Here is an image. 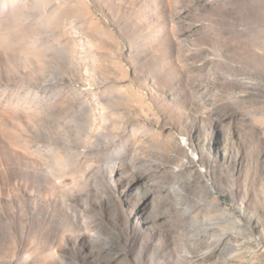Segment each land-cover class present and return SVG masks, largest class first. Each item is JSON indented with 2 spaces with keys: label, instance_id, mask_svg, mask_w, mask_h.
<instances>
[{
  "label": "rangeland",
  "instance_id": "374dc122",
  "mask_svg": "<svg viewBox=\"0 0 264 264\" xmlns=\"http://www.w3.org/2000/svg\"><path fill=\"white\" fill-rule=\"evenodd\" d=\"M0 264H264V0H0Z\"/></svg>",
  "mask_w": 264,
  "mask_h": 264
},
{
  "label": "bare ground",
  "instance_id": "6f19581e",
  "mask_svg": "<svg viewBox=\"0 0 264 264\" xmlns=\"http://www.w3.org/2000/svg\"><path fill=\"white\" fill-rule=\"evenodd\" d=\"M235 44L234 38L232 37H219V38H208L204 40H199L198 43H196V46H207L204 50L202 51H207L211 52V50L208 48L211 47L212 50H216L217 48H220L222 50L223 54H227L233 50H231L232 45Z\"/></svg>",
  "mask_w": 264,
  "mask_h": 264
}]
</instances>
